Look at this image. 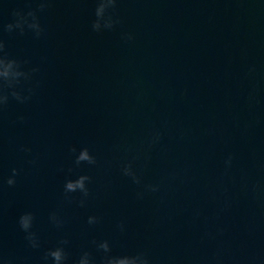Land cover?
Returning a JSON list of instances; mask_svg holds the SVG:
<instances>
[{
  "label": "water",
  "instance_id": "obj_1",
  "mask_svg": "<svg viewBox=\"0 0 264 264\" xmlns=\"http://www.w3.org/2000/svg\"><path fill=\"white\" fill-rule=\"evenodd\" d=\"M40 3L0 0L8 57L38 70L31 99L0 113V264H52L61 240L66 264L84 252L103 264L104 240L153 264H264V0H117L120 22L101 32L97 0ZM14 10H34L41 34L5 31ZM153 129L163 138L144 153ZM83 147L96 165H75ZM138 152L144 183L177 179L137 199L120 168ZM79 175L91 177L83 207L64 191ZM27 211L38 249L18 224Z\"/></svg>",
  "mask_w": 264,
  "mask_h": 264
},
{
  "label": "clouds",
  "instance_id": "obj_2",
  "mask_svg": "<svg viewBox=\"0 0 264 264\" xmlns=\"http://www.w3.org/2000/svg\"><path fill=\"white\" fill-rule=\"evenodd\" d=\"M117 0H97V7L95 8V19L91 24L92 30L95 32H101L104 30H111L120 21L112 14V10L115 9ZM45 7L44 0H41L40 9ZM14 22L4 25V30L11 33L13 30L18 29L21 33L24 32L25 26L35 32L36 36H39L43 29L39 24L36 12L29 10L26 13L22 10H14L12 13ZM126 40L133 39L131 34H125ZM38 71L37 69H31L30 71L22 70L21 63L15 59L8 57L5 51V44L0 40V113L7 108L10 100H15L18 103L28 102L34 94V88H24L23 83L31 81L32 73ZM21 120L23 117L20 118ZM163 138V133L159 129H153L146 141V148L141 149L146 153L152 147L160 144ZM131 150V149H129ZM71 151L75 154V165L81 164L96 165L97 159L90 152L88 147L81 148L78 152L76 148H72ZM140 159V153L133 157L131 160H126L121 164V174L131 181L132 184L138 186L140 189L136 193L137 199H143L146 195L159 193L162 187L166 183H170L177 179L176 173H170L167 177L156 183H144L142 175L138 171L135 162ZM233 154H228L224 160L225 171L227 172L233 163ZM34 163V161H33ZM19 175V170L13 168L11 175L7 179L8 186H14L16 183V177ZM91 182V177L88 175H79L75 179H67L64 184V191L66 194L79 192L81 194L80 205L83 207L86 199L90 195L88 184ZM34 214L30 211L24 212L18 219V224L21 231L25 234V239L28 241L29 246L38 249L40 247L39 238L37 233L33 230L34 226ZM50 220L57 226H61V222L57 219L55 214L50 216ZM99 222V218L96 216H89L88 223L90 225ZM120 231H125V224L122 221L118 225ZM68 243L67 240L59 241L55 248L48 249L43 256L45 261L51 260L52 264H66L68 260V253L65 250L64 245ZM97 248L102 250L105 254L103 257V264H153V259L149 252L146 250H139L132 254L112 255L111 247L107 240L101 241L97 244ZM218 259V257H217ZM5 264H12L10 258H5ZM77 264H92L91 254L84 252Z\"/></svg>",
  "mask_w": 264,
  "mask_h": 264
}]
</instances>
